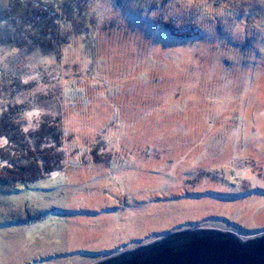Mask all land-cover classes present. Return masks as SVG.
<instances>
[{
  "label": "rangeland",
  "instance_id": "rangeland-1",
  "mask_svg": "<svg viewBox=\"0 0 264 264\" xmlns=\"http://www.w3.org/2000/svg\"><path fill=\"white\" fill-rule=\"evenodd\" d=\"M65 1L0 0V114L22 106L23 131L60 121L65 137L61 170L0 185V264L263 235L264 0H72L41 22L58 32L46 51L20 20Z\"/></svg>",
  "mask_w": 264,
  "mask_h": 264
},
{
  "label": "trees",
  "instance_id": "trees-1",
  "mask_svg": "<svg viewBox=\"0 0 264 264\" xmlns=\"http://www.w3.org/2000/svg\"><path fill=\"white\" fill-rule=\"evenodd\" d=\"M18 1L22 7L32 4L29 0L27 1L29 4L24 0ZM42 6V9L37 7L36 14L32 17L33 22L25 23V20L20 22L29 28L36 27L40 35L32 39L37 40V46L42 48L45 46L46 51H52L58 48L57 42L51 38L47 41L45 36L59 39L58 32L48 28L51 25L43 29L41 22L45 18H51L54 25L65 23L64 14L65 16L71 14L73 4L72 0H66L62 6H52L53 8ZM26 10L29 11V8L27 7ZM55 17L60 18L53 19ZM22 108V106L10 107L0 114V185L35 182L61 170L64 166L65 158L62 151L65 137L60 121L45 122L38 130L25 132L19 125V116L24 110ZM2 141L5 144H2Z\"/></svg>",
  "mask_w": 264,
  "mask_h": 264
},
{
  "label": "water",
  "instance_id": "water-1",
  "mask_svg": "<svg viewBox=\"0 0 264 264\" xmlns=\"http://www.w3.org/2000/svg\"><path fill=\"white\" fill-rule=\"evenodd\" d=\"M95 264H264V234L243 240L230 231L187 229Z\"/></svg>",
  "mask_w": 264,
  "mask_h": 264
}]
</instances>
